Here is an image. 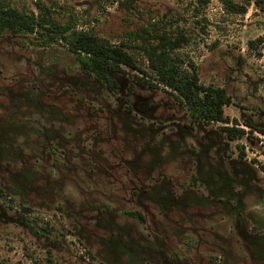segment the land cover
Returning a JSON list of instances; mask_svg holds the SVG:
<instances>
[{
	"label": "rangeland",
	"instance_id": "374dc122",
	"mask_svg": "<svg viewBox=\"0 0 264 264\" xmlns=\"http://www.w3.org/2000/svg\"><path fill=\"white\" fill-rule=\"evenodd\" d=\"M2 1L39 11L35 0ZM40 1L68 30L176 36L175 50L201 82L225 87L224 112L248 132L230 139L218 122H191L172 93L130 68L110 90L63 37L3 29L0 264H264L260 3Z\"/></svg>",
	"mask_w": 264,
	"mask_h": 264
},
{
	"label": "trees",
	"instance_id": "16d2710c",
	"mask_svg": "<svg viewBox=\"0 0 264 264\" xmlns=\"http://www.w3.org/2000/svg\"><path fill=\"white\" fill-rule=\"evenodd\" d=\"M256 1L264 8V0ZM35 2L39 11L22 10L0 0V31L8 28L12 31L38 32L50 38L63 37L80 69L104 82L110 90L120 88L115 73L130 68L133 69L131 75L138 82L172 93L188 109L191 122H218V128L230 139L248 132L235 117L224 112V105L232 100L225 87L201 82L196 63L189 56L175 50L176 36L170 37L165 33L154 35L149 31L139 34L130 30L126 37L113 41L88 27L68 30L66 24L57 21L49 13L42 1ZM221 2L231 11L245 9L244 5L233 0ZM256 38L260 37L249 39L248 42L251 44ZM133 84L130 81L128 90H132ZM244 124L252 126L250 121ZM259 130L264 132L263 127ZM243 154L240 151V155ZM261 166L264 170V164ZM131 212L142 217L138 210Z\"/></svg>",
	"mask_w": 264,
	"mask_h": 264
}]
</instances>
